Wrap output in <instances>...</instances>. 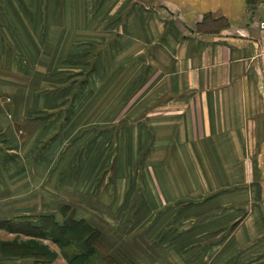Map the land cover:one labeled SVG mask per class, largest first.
<instances>
[{
    "label": "rangeland",
    "instance_id": "rangeland-1",
    "mask_svg": "<svg viewBox=\"0 0 264 264\" xmlns=\"http://www.w3.org/2000/svg\"><path fill=\"white\" fill-rule=\"evenodd\" d=\"M86 2L82 5L75 2L62 4L61 1L59 4L57 1L53 5H44L49 17L48 33L44 38H37L40 22L33 20V7V22H0V45L3 34L11 46L3 53L7 54V63L0 57L1 107L16 111L23 104L19 98V95L24 97L23 93L37 94V98L43 99L35 110L23 109L22 105L17 115L14 116L13 110V117L6 113L7 118H11V128L14 127L12 133L0 123V247L3 249V239L7 238L19 243L38 241L62 257L60 264H81L67 261L64 254L72 257L88 248L94 264H249L247 259L243 260L245 256L241 249L223 260L227 245L225 237L232 233L229 230L228 235L225 234L223 224L217 226L216 223L213 227V223H208L198 235L199 239L192 232L197 221L216 215L217 209H211L213 204L224 205L225 198L217 197L223 191L244 189L258 197L263 178L260 172L255 173L252 167L251 170L247 167L251 171V180H240V176L237 183L209 192L207 196H187L184 190L180 191L186 193L182 197L159 195L151 199L152 206L147 197L153 191L146 180L149 166L144 164L147 150H140L139 160L130 166L117 165V132L130 128L134 119L141 122L146 119L148 103H137L132 99L147 92L148 83L142 79L148 78L149 73L147 69H139L136 71L138 77L130 81L127 77L133 70H124L126 77L118 80L123 82L120 89H126V93L124 101H119L121 92L117 93L111 85L116 78L115 69L105 70L101 63L114 64L118 61L116 51H130L132 40L118 39L120 30L115 23L100 20L106 13L99 0ZM6 7L15 9L12 5L0 6V11ZM113 9L114 6H109L107 14L110 15ZM63 15L74 16L76 20L55 22L56 17ZM102 30L106 32L105 37L100 36ZM19 31L21 34L18 35ZM43 43L46 52L38 49L36 53V44ZM69 49L70 54L66 52ZM133 49L137 50V45ZM20 67H27V75L20 72ZM126 83L130 85L127 87ZM53 97H59L62 102H52ZM133 111H142L141 118L132 116ZM115 112L126 114L117 116ZM100 114L104 116L98 118ZM14 121L20 122L19 125L24 121V124L32 125L29 123L32 122L46 127L39 135L40 139L35 141L37 148L33 158H48L52 157L49 153H53L61 160L58 166L49 169L39 167L43 170L39 175L40 182L31 181L26 189L14 180L19 174L14 157H19L20 152L14 147V141L25 142L26 138L31 140L35 135L29 138V134L18 128ZM89 151L91 154L86 157ZM3 163H7L11 176L5 177ZM190 168L196 175L197 167ZM206 168L209 169L198 167L202 179ZM185 172L186 166L178 179L189 188L186 183L192 184L191 176ZM156 185L158 190L161 184L156 182ZM21 193L29 195L27 205L25 201L20 203ZM260 198H252L251 205L259 204ZM37 206L36 212L29 208ZM244 215L238 214L236 218ZM240 222L242 220L236 225ZM84 225H91L97 231L87 228L84 231ZM69 232L68 236L62 235ZM217 239L221 246L212 255L215 248L211 243L218 242ZM198 242L206 244L197 245ZM6 252L13 253L10 247ZM258 256L252 254L250 263L264 264V261L255 263ZM26 257L34 256L26 254ZM33 259L42 264V259L47 260V257L36 254L26 262H33Z\"/></svg>",
    "mask_w": 264,
    "mask_h": 264
},
{
    "label": "crops",
    "instance_id": "crops-1",
    "mask_svg": "<svg viewBox=\"0 0 264 264\" xmlns=\"http://www.w3.org/2000/svg\"><path fill=\"white\" fill-rule=\"evenodd\" d=\"M57 1L59 4L61 1L62 4L75 2L84 5L89 0H0V6L15 7L14 10L7 7L2 9L0 22L38 21L40 29L37 38H44L48 33L46 23L49 20L44 5H53ZM99 5L103 9L105 7L106 13L100 20L115 23L122 33L117 35L118 39L132 40L130 51H116L118 61L114 64L101 63L105 70L116 71V78L111 85L115 86L117 93L121 92L119 101H124L126 93V89H120L123 82L118 80L126 77L124 70H133L127 77L130 81L138 77L136 71L139 69H147L149 73L148 78L142 79L148 83L147 92L139 93L132 99L133 102L148 103L146 119L142 122L134 119L130 128L117 132V165L130 166L139 160L140 150H147L144 164L149 166L146 180L154 195L150 192L147 197L152 206L151 199L159 195L182 197L187 193V196L192 197L207 196L209 192L237 181L251 180V167L255 173L260 172L263 178L261 193L258 194L262 200L259 204L251 205L252 198L258 197L250 191H223L217 197L225 198L224 205L219 206L217 202L218 205L211 206V209H217L215 213L218 216L211 215L203 221H197L192 233L199 239L198 235L208 227V223H213V227L216 223L217 226L223 224L225 234L228 235L229 230L232 232L225 237L227 245L222 254L225 256L223 260H228L237 249H241L245 256L243 260L247 259L249 264L252 254L259 255L255 263L264 261V32L259 28L264 12L262 0H99ZM109 6H114L110 15L107 14ZM58 14L61 16L63 11ZM60 18L56 17L55 22L69 23L76 20L74 16L67 18L63 15ZM24 28L26 30V26ZM100 36L105 37L106 32L102 30ZM1 39L0 57L7 63V54L3 53L8 52L11 46L3 34ZM135 45L137 50L133 49ZM44 47V43L36 44V53L38 49L46 52ZM66 52L70 54L72 51L69 49ZM129 60L134 61V64ZM26 69L21 68L19 71L27 75ZM36 95H19L23 109L35 110L43 102ZM52 100L55 103L62 102L59 97H53ZM18 108L16 111L4 106L0 108V123L11 131L9 133L14 127L11 128V118H7V114L13 117V110L14 116L17 115ZM115 113L117 116L126 114ZM131 113L137 119L143 114L142 111ZM101 116L98 118L104 115ZM23 122L21 125L16 122L18 128L29 134V138L35 137L31 140L26 138L25 142L14 141V147L20 151L19 157H14L19 172L14 180L21 182V188L26 189L31 181L40 182L39 175L43 170L39 167L49 169L58 166L61 160L54 157L53 153H49L52 157L33 158L37 148L35 141L40 139L39 135L43 134L46 127ZM33 140L35 143L29 147ZM90 152L86 153V157ZM3 165L5 177L7 174L11 176L7 163ZM185 166V174L191 176L189 181L192 184L189 186L186 183L189 188L184 182L180 183L182 179H178V176L182 177ZM193 166L197 167L196 175L191 171L190 167ZM198 167H209L204 170L206 179H202ZM156 182L161 184L158 190ZM183 190L187 192L180 193ZM19 196L20 203L25 201L27 205L29 195L21 193ZM29 208L36 212L38 206ZM237 213L245 215L236 218ZM240 220L242 222L236 225ZM12 240L3 239V244ZM217 241L211 243L215 248L212 255L221 246V242ZM34 257L30 259L26 255H13L6 252L4 245L3 249L0 247V264H37V259L26 262ZM61 260L62 257H57L50 264H60ZM42 261L43 264L47 260Z\"/></svg>",
    "mask_w": 264,
    "mask_h": 264
},
{
    "label": "trees",
    "instance_id": "trees-1",
    "mask_svg": "<svg viewBox=\"0 0 264 264\" xmlns=\"http://www.w3.org/2000/svg\"><path fill=\"white\" fill-rule=\"evenodd\" d=\"M255 0H253L254 2ZM90 226V227H89ZM86 226L84 225V231L85 228H87L89 231H93L96 232L97 230H95L93 227H91V225ZM71 232L67 233V234H62L63 236H68L70 235ZM74 233V231H73ZM72 233V234H73ZM88 240V239H87ZM102 242V241H101ZM5 250L6 248L10 247L12 250V254L13 255H17V256H21V255H36V254H41L42 257H47V261L46 263H51L52 260L57 259L58 255L55 252H52L48 246L44 245L43 243H40L38 241H34V240H30L28 242L25 243H19L17 240L9 242V243H5L4 244ZM90 249L88 248L87 251L83 252L81 251L80 254L77 253L75 255H73L72 257H69L68 255L64 254L65 258L67 261L73 263V262H81V264H94L93 263V259H91L92 257L89 255L90 254ZM26 253V254H25ZM70 264V263H69ZM131 264V263H129Z\"/></svg>",
    "mask_w": 264,
    "mask_h": 264
},
{
    "label": "built area",
    "instance_id": "built-area-1",
    "mask_svg": "<svg viewBox=\"0 0 264 264\" xmlns=\"http://www.w3.org/2000/svg\"><path fill=\"white\" fill-rule=\"evenodd\" d=\"M262 2H263V11H264V0ZM259 28L264 32V12L262 18L259 21Z\"/></svg>",
    "mask_w": 264,
    "mask_h": 264
},
{
    "label": "bare ground",
    "instance_id": "bare-ground-1",
    "mask_svg": "<svg viewBox=\"0 0 264 264\" xmlns=\"http://www.w3.org/2000/svg\"><path fill=\"white\" fill-rule=\"evenodd\" d=\"M127 142V141H126ZM149 205V204H148ZM145 208V207H144ZM144 211V210H143Z\"/></svg>",
    "mask_w": 264,
    "mask_h": 264
}]
</instances>
